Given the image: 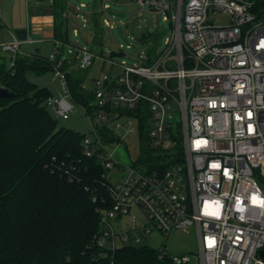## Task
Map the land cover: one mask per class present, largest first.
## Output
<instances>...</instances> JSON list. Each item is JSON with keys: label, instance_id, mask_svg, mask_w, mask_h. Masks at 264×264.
Wrapping results in <instances>:
<instances>
[{"label": "built area", "instance_id": "built-area-1", "mask_svg": "<svg viewBox=\"0 0 264 264\" xmlns=\"http://www.w3.org/2000/svg\"><path fill=\"white\" fill-rule=\"evenodd\" d=\"M128 1L138 10L160 14L170 34L163 48L144 53L141 64L102 57L118 72H101L92 81L99 112L94 120L86 114L92 133L80 145L104 169L105 194L91 197L99 205L94 258L142 245L153 232L168 236L192 229L195 253L171 254L162 245L157 258L170 264H264V20L247 0ZM102 9L107 13L110 7L102 4ZM219 13L226 16V25H217ZM101 23L109 29L119 25L104 17ZM61 45L55 42L47 60L64 96L48 97L46 105L55 117L67 119L72 104L60 67L70 60L87 70L95 54L68 44L59 53ZM19 46L15 38L0 45L11 65ZM137 108L148 111L147 135L157 151V169L151 173L142 171L136 159L122 166L108 151L120 140L117 130L138 122L136 114H124ZM104 126L114 140L102 139L97 128ZM136 131L132 127L128 133ZM122 168L127 169L123 176L108 179L109 172ZM138 215L143 220L137 225ZM122 218L131 228L116 226Z\"/></svg>", "mask_w": 264, "mask_h": 264}, {"label": "trees", "instance_id": "trees-1", "mask_svg": "<svg viewBox=\"0 0 264 264\" xmlns=\"http://www.w3.org/2000/svg\"><path fill=\"white\" fill-rule=\"evenodd\" d=\"M247 1L264 20V0ZM52 4L53 43L62 44L57 48L62 53L68 44L66 0ZM91 17L98 27L102 16L93 10ZM93 42L100 52L101 32H95ZM69 67L65 60L60 70L71 101L94 120L99 108L93 90L84 87L83 73H70ZM49 70H54L53 64L39 54H18L13 65L0 58V88L10 95L0 97V264H170L146 246L122 247L94 258L99 205L91 197L93 192L105 194L104 169L82 151L83 134L57 127L46 105L51 92L28 79ZM124 114L138 117L140 149L135 164L151 173L157 169L153 164L157 151L147 135L148 111L137 108ZM97 130L102 139H115L106 126Z\"/></svg>", "mask_w": 264, "mask_h": 264}, {"label": "rangeland", "instance_id": "rangeland-1", "mask_svg": "<svg viewBox=\"0 0 264 264\" xmlns=\"http://www.w3.org/2000/svg\"><path fill=\"white\" fill-rule=\"evenodd\" d=\"M22 4L28 6L26 0H21ZM102 4H108L111 11L115 12H125L123 17H112L107 13L103 12ZM11 4L8 1L0 4V16L1 12L3 14L9 12ZM67 7V19L68 24L66 26L67 33V43L69 46L76 47H89L92 49L95 55L92 66L87 70L79 69L75 62L68 61L70 63L69 72H81L84 74V87L92 88V81L98 77L101 72H108L111 70L112 73H117V68L111 69L109 62H103V58H108L111 52L123 53L122 57H114L112 60L114 62L126 63L127 65H138L144 62V53L150 51L151 48L161 49L163 48V42L166 37L170 34L169 23L162 20L160 14H150L146 11H141L135 8L133 3L128 0H90L89 4H84L80 7V2L78 0H66ZM28 8V7H27ZM24 9L23 11H25ZM95 10L97 15L99 14L102 18H107L114 23H119L120 27L123 29V33L118 34L115 30L109 29L104 24L100 23L98 27H95L92 20V12ZM27 13V12H26ZM25 13V14H26ZM19 14V13H18ZM20 19L25 17V15L19 14ZM18 19V16H15ZM216 23L219 26L226 25L227 19L223 14H217L215 16ZM84 24V26H82ZM74 30L78 31L77 35H74ZM101 32L102 43L100 47V52H97V45L93 42V35L95 32ZM4 39L0 40V43ZM54 43L50 39H42L36 44L21 45L19 52L20 55H29L30 53L39 54L40 56L47 58L51 50H55ZM37 49V50H36ZM4 53L5 64L8 65L10 62V55L8 52L0 51ZM9 56V57H8ZM30 82L36 84L39 87H44L51 92L54 99H60L64 96L62 87L60 84L59 77L55 74L54 70H49L42 75H28ZM72 104V109L68 114L67 119H62L55 117L52 112L50 115L56 120L58 128H65L74 130L83 135H91L92 127L90 121L85 114L84 108L76 103ZM49 111V109L47 108ZM174 119L179 123V115L174 113ZM131 121V120H130ZM132 127L138 129V122L135 120L131 121L130 126H124L117 130L116 133L120 137L118 143L108 147V151L113 153V158L115 161L122 164L124 167H130L133 161L139 154L140 144L138 132L128 133V130ZM127 172L126 168L120 169L117 173L109 172L108 179L114 180L123 176ZM143 216L138 215L136 219L137 225L142 222ZM116 226L121 230H126L131 228L132 224L127 220V218H122L116 223ZM166 246L168 251L173 253H195L197 249L196 238L194 231L189 229L188 232L174 231L168 236L160 234L158 232H153L149 235L139 246H147L150 249H157L160 246ZM194 263V260H192Z\"/></svg>", "mask_w": 264, "mask_h": 264}, {"label": "crops", "instance_id": "crops-1", "mask_svg": "<svg viewBox=\"0 0 264 264\" xmlns=\"http://www.w3.org/2000/svg\"><path fill=\"white\" fill-rule=\"evenodd\" d=\"M5 1H8L11 7H8L9 12L7 13L3 14V12H1L0 40L3 38L4 41L1 42L0 45L9 43L13 38L20 42L19 49L23 44H36V42H40L42 39H50V41L53 42L54 16L53 4L50 0H26L28 6L26 5L25 8L21 0H0V4L3 6ZM24 9L26 10L23 11ZM18 13L25 15V17L20 19ZM64 15L67 17V10ZM15 16H18V19H16ZM28 38H30L32 42H27ZM52 51L53 50H51V52ZM35 53L24 56H32ZM0 58H5L4 53H0Z\"/></svg>", "mask_w": 264, "mask_h": 264}, {"label": "water", "instance_id": "water-1", "mask_svg": "<svg viewBox=\"0 0 264 264\" xmlns=\"http://www.w3.org/2000/svg\"><path fill=\"white\" fill-rule=\"evenodd\" d=\"M79 2H82L84 4H88L89 1L88 0H78ZM107 14L108 15H111L112 17H123L125 15L124 12H115V11H111V10H107ZM115 30L118 34H121L123 33V29L119 26V25H116L115 26ZM123 56V53H115V52H111L109 54V58H114V57H122ZM10 95L7 93L6 90L0 88V97H9ZM260 253L262 254V256L264 257V249H262L260 251Z\"/></svg>", "mask_w": 264, "mask_h": 264}]
</instances>
